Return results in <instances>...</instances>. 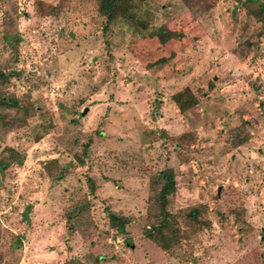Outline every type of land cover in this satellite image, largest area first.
I'll list each match as a JSON object with an SVG mask.
<instances>
[{
	"label": "rangeland",
	"instance_id": "obj_1",
	"mask_svg": "<svg viewBox=\"0 0 264 264\" xmlns=\"http://www.w3.org/2000/svg\"><path fill=\"white\" fill-rule=\"evenodd\" d=\"M135 1L176 39L105 31L99 0H0V99L30 106L0 101V157L23 156L0 168V264H264V24L244 0Z\"/></svg>",
	"mask_w": 264,
	"mask_h": 264
},
{
	"label": "trees",
	"instance_id": "obj_2",
	"mask_svg": "<svg viewBox=\"0 0 264 264\" xmlns=\"http://www.w3.org/2000/svg\"><path fill=\"white\" fill-rule=\"evenodd\" d=\"M182 1L185 3L190 2V0ZM204 1L213 3L217 0ZM242 2H247L244 6L247 7L246 10H248V14L256 21L264 24V3L260 0H244ZM139 8L140 4L135 0H99L98 11L102 17V28L106 31L112 24L121 20L125 21L135 32H139L141 36H148L151 38L156 37L161 45L165 44V42L170 39H176L177 34L172 30H166L163 26L150 28L148 18L139 15ZM0 79H7V75L2 71H0ZM172 98L178 110L181 112L186 111L198 102L196 96L188 87L174 93ZM0 101L1 105L6 106V108H13L17 112L21 111L24 113L25 117L29 114L30 106L24 104L21 99L1 97ZM5 116L6 114L0 111V120H2ZM22 161L23 156L20 155L13 147L7 146L0 157V168L5 170L13 163L20 165ZM78 163L79 164L77 165L80 166L83 164V160L80 157L78 158ZM151 187V190L153 189V191L148 198V202H150L149 209L151 214L159 220L165 221L167 217L172 215L169 203L171 196L176 190V176L174 169L166 167L160 170L151 181ZM198 213L199 212H197V210L193 209L189 212V217L193 220H197L196 216ZM107 215L109 227L116 232L124 234L126 232V226L131 222V218L110 209H107ZM157 245L162 247L164 250L171 248L170 246H164L160 243ZM102 258L104 257L98 255L95 258V261Z\"/></svg>",
	"mask_w": 264,
	"mask_h": 264
},
{
	"label": "built area",
	"instance_id": "obj_3",
	"mask_svg": "<svg viewBox=\"0 0 264 264\" xmlns=\"http://www.w3.org/2000/svg\"><path fill=\"white\" fill-rule=\"evenodd\" d=\"M39 160V157H37L36 159H35V161H38Z\"/></svg>",
	"mask_w": 264,
	"mask_h": 264
},
{
	"label": "water",
	"instance_id": "obj_4",
	"mask_svg": "<svg viewBox=\"0 0 264 264\" xmlns=\"http://www.w3.org/2000/svg\"><path fill=\"white\" fill-rule=\"evenodd\" d=\"M86 111V110H85Z\"/></svg>",
	"mask_w": 264,
	"mask_h": 264
}]
</instances>
